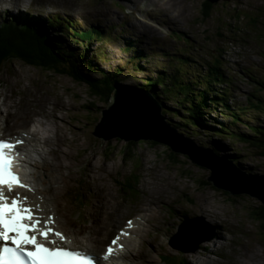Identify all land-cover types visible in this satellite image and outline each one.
<instances>
[{
	"label": "rangeland",
	"instance_id": "rangeland-1",
	"mask_svg": "<svg viewBox=\"0 0 264 264\" xmlns=\"http://www.w3.org/2000/svg\"><path fill=\"white\" fill-rule=\"evenodd\" d=\"M4 1L0 24L6 19L9 21L14 15L33 16L43 21L60 14L67 20L76 21L81 29L100 27L108 32L109 39L105 38L103 42L94 40L87 53L101 54V69L110 72L120 70L124 75L131 71L139 75V78L132 75L123 78L121 85L134 89L128 87L122 90L144 89L154 96L152 90L144 88L143 83L165 69L162 66L168 67L170 72L176 71L173 66L182 63L175 59L177 56L189 57L187 66L194 70L191 75H194V79H201L200 72L204 71L205 61L220 57L225 63V71L235 75L236 87L229 103L248 106V113L240 112L242 118L233 124L232 116L223 115L221 107L218 106L217 110L212 108L213 112L207 115L206 126L195 129V135L193 130H182V136L209 151L214 150L209 144L215 143L221 149L215 152L232 161L241 171L264 174L263 147L259 149L245 143L241 136L234 140L231 136H213L208 133L221 129V123L245 134L250 132L251 125L264 127V112L247 105L248 93L260 95L264 99V89L255 87L247 78L255 76L256 79H264V0L210 2L209 17L203 16L205 0H183L185 6L173 7L165 12L158 9L167 0H157L156 5L136 0L133 3L129 0H15L21 2L18 9L13 6L14 0ZM56 30L49 28L53 36H62ZM62 37L65 46L75 48L70 38ZM128 45L131 48L133 46L131 52L124 50ZM136 52L148 56V62L139 59L137 69L127 62ZM45 56L50 57L47 54ZM157 95H161L162 101L158 100L162 110L174 111L178 108V103L171 97L158 90ZM91 100L95 101L88 94L87 84L77 82L70 73H58L19 59L0 66V124L3 121L8 123L5 132L18 133L22 131L18 126L26 125L23 118L35 117L55 123L59 128L55 138L48 131V137L51 138L47 153L50 165L48 170L44 169L46 177L49 183L52 176L54 180L61 178V171H55L52 160L62 150L64 155L60 157L63 168L69 174L63 175L64 180L62 177L57 187L60 191L54 195L58 197L69 182L70 188L76 184L82 186L71 192L81 197V205L67 201L65 197L63 199L67 201L66 215L69 221V228H64L66 231H75L81 240L83 234L76 231L75 226L93 217L96 208L103 207L97 217L109 209L107 203L116 204L118 211L115 215L122 221L124 217L143 210L144 205L153 198L156 210L152 215V228L145 232L148 236L141 249L144 261L138 259L136 263L165 264L160 255H167L166 264L177 263L182 259L188 264H203L204 258L213 259L218 264H242L246 259L249 264H264V226L253 213L260 207V200L241 194L242 200L238 205L225 202L224 198L230 194L221 189L214 190L212 183L211 186L204 185L210 170L198 169L182 153L179 154L180 163L171 162L166 143L155 144L151 139H141L132 146L126 139L99 138L93 131L101 118L102 108H107L109 104L97 101L96 108L91 110L85 106ZM7 109L19 116L8 117ZM163 116L170 125L179 120L170 119L169 113ZM176 132L181 134L178 128ZM86 187L91 188L90 193ZM185 215H202L215 227L214 237L203 242L195 252H190L187 243L191 242L187 240L177 241L181 249L170 244ZM97 230V225L90 226L89 237Z\"/></svg>",
	"mask_w": 264,
	"mask_h": 264
},
{
	"label": "trees",
	"instance_id": "trees-1",
	"mask_svg": "<svg viewBox=\"0 0 264 264\" xmlns=\"http://www.w3.org/2000/svg\"><path fill=\"white\" fill-rule=\"evenodd\" d=\"M203 16L209 17L211 3L208 0L204 1ZM33 22H36L35 17L28 16ZM22 18L19 15H14L12 19L7 21L9 24L3 22L0 24V66L4 63L14 59H19L27 64L33 66H44L48 67L58 73H70L73 78L77 81H81L87 84L88 94L94 97L95 101H90L87 108L93 110L96 108L97 101H101L103 104H109L113 98L114 91L117 89L126 88L134 89L133 87L123 86L121 82L126 76L132 75L133 77L139 78L137 74L129 71L125 75L120 73V70L108 71L99 67V61H102L101 54L89 55L88 50H91L90 43L94 40L103 42L104 29L89 28L81 29L78 24L72 21V23L64 24L62 26L57 23L50 21L53 28L58 27L61 30L59 32L62 36L70 38L75 44L74 49H69L68 46L64 45V38L62 36H53L42 24L37 23H25L23 20L26 19L28 22L30 19ZM22 19V20H21ZM68 21L67 19H65ZM60 21H62L60 19ZM69 22V21H68ZM76 26V27H75ZM112 37V36H111ZM113 38V37H112ZM131 46V45H129ZM124 47L126 52L131 50V47ZM47 54L50 57H46ZM132 59L127 62L134 65L137 69L139 59L143 58L148 62V56L141 54H135L131 56ZM174 58V57H173ZM181 65L173 66L176 71L170 72L168 67L162 66L165 69L160 70L161 72L155 77H151L146 83H143L144 88L152 90L154 96L162 101L161 95H157L160 91L175 100L178 104V108L174 111L162 110L164 115L169 113L170 119L178 118V121H174L172 126L182 130H193L200 126H206L207 115L213 112L214 108L221 107L220 111L223 115L232 116V123L236 124L240 118H242L240 112L247 114L248 106H242L235 103L233 106L239 105L236 109L228 103V97L233 91L232 88L235 86L234 76L227 73L224 69V61L220 57H215L212 61H205L204 71L200 72L201 79H194V70L188 68L189 57L177 56ZM67 68H66V67ZM130 66V65H129ZM87 67V69L85 68ZM140 70V69H139ZM159 71V70H158ZM246 71V70H245ZM248 81H252L255 87L259 86L264 89V79H256L255 76H248ZM205 80V81H204ZM168 82V83H167ZM167 83V84H166ZM129 87V88H128ZM258 90V89H256ZM245 103H243L244 105ZM253 108H258L260 112H264V99L261 96L248 93L247 105ZM99 109L100 106H97ZM182 125L189 127L183 128ZM210 125L209 127H211ZM249 133H238L237 129L234 130L232 126H228L225 123H221V129L215 130V132L209 131L208 133L213 136H231L234 140H237V136L242 137V141L250 143L252 146H256L259 149H264V127L257 125H251ZM155 144L159 142H154ZM129 145H136V141L128 142ZM211 145V149L220 152L218 145ZM235 145V144H233ZM205 147V146H204ZM133 149H131L132 151ZM169 159L173 163H180L181 153L172 151L169 146ZM127 147H125V153ZM129 151V154L131 153ZM123 152V153H124ZM218 154V153H216ZM219 155V154H218ZM189 158L188 156H186ZM186 162V161H184ZM235 162H239L235 160ZM204 184V183H203ZM204 185H212L211 182L205 180ZM215 188V187H214ZM230 194L229 192H227ZM231 195V194H230ZM253 212V211H252ZM257 218L263 223L264 226V204H260V207L256 210ZM161 259L166 264L167 255H160ZM168 263V262H167ZM173 264H188L185 259L178 260L177 263Z\"/></svg>",
	"mask_w": 264,
	"mask_h": 264
},
{
	"label": "water",
	"instance_id": "water-1",
	"mask_svg": "<svg viewBox=\"0 0 264 264\" xmlns=\"http://www.w3.org/2000/svg\"><path fill=\"white\" fill-rule=\"evenodd\" d=\"M211 3L217 0H208ZM94 135L104 140L113 137L138 141L151 139L166 143L173 152L187 155L198 169H209L207 180L214 190L221 189L231 195L224 198L231 205H238L241 194L257 198L264 204V174H247L226 157L213 150L201 148L176 132L162 114V105L148 91L115 90L110 105L103 110L101 120L96 124ZM177 232L171 238L172 247L181 249L180 239L190 241V252H195L203 242L215 235V227L204 216H183Z\"/></svg>",
	"mask_w": 264,
	"mask_h": 264
},
{
	"label": "snow or ice",
	"instance_id": "snow-or-ice-1",
	"mask_svg": "<svg viewBox=\"0 0 264 264\" xmlns=\"http://www.w3.org/2000/svg\"><path fill=\"white\" fill-rule=\"evenodd\" d=\"M22 143L0 139V264H100L93 254L66 247L71 241L54 228L55 219L37 217L27 206V196L13 194L16 189L32 191L16 171L13 153ZM119 239H113L112 245ZM114 254V247L109 246L102 259L109 261Z\"/></svg>",
	"mask_w": 264,
	"mask_h": 264
},
{
	"label": "bare ground",
	"instance_id": "bare-ground-1",
	"mask_svg": "<svg viewBox=\"0 0 264 264\" xmlns=\"http://www.w3.org/2000/svg\"><path fill=\"white\" fill-rule=\"evenodd\" d=\"M128 1V0H127ZM136 1H138L139 3L140 2H145V3H147V4H150V3H152V4H154V5H156V3H157V0H136ZM129 2L130 3H133V0H129ZM168 2V3H167ZM167 2L165 1V2H162L161 3V5H160V8L158 9L160 12H165V11H167V10H169L170 8H173V7H177V6H185L184 5V2H183V0H167ZM6 3V1H4V0H0V15H1V12H2V10H3V6H4V4ZM164 3V4H163ZM165 3H167V5H165ZM20 5H21V2H17V1H13V6H14V8L15 9H18L19 7H20ZM136 5V4H135ZM133 6V5H132ZM173 13L171 12V15H172ZM179 14V13H178ZM168 15V14H167ZM173 19H175L174 17H173ZM181 19V18H180ZM157 22V21H156ZM45 30L47 31V28L45 27ZM142 31V30H141ZM47 33H48V31H47ZM139 54V53H138ZM9 106V108H12V106H10V105H8ZM104 110V109H103ZM102 110V111H103ZM13 113H15V112H13ZM165 114V113H164ZM3 115V114H2ZM4 118V117H3ZM1 120V119H0ZM56 121V120H55ZM54 121V122H55ZM1 122V121H0ZM59 123V122H58ZM52 127H53V129H55L56 130V134H54L55 136H52L53 138H55V137H57L58 136V133H59V128L56 126V124L54 123V124H52ZM41 130H44V129H40V130H38L36 133H35V135H34V139L35 140H40V136L39 135H41V134H39L40 133V131ZM1 131V130H0ZM46 131V135H41V136H44V138H43V140H42V142H43V144L45 145V146H47L48 147V151L50 150L49 149V142L51 141L50 139H49V137H48V131H51V129H47V130H45ZM51 135V134H50ZM49 135V136H50ZM51 145V144H50ZM59 149H61V148H59ZM62 151V150H61ZM61 151H59V153H58V155H57V157H56V159H53L52 160V162H53V164L55 165L54 166V169H55V171L56 172H58V173H60V171H61V175H60V177L61 178H58L57 180H56V178H55V180L54 179H52L53 178V176L52 177H50V183H48L47 181H48V179H47V177H46V179H45V177H43L42 179H43V182H45V183H47L48 184V186L47 187H45V188H43V189H41V191H40V188L39 187H36L35 186V188H36V190H37V192H36V194L35 195H37V194H39V193H43L44 194V199H43V201H41L38 197H36L37 199H38V201H40L42 204L43 203H46V204H48V201L45 199V197L47 198V199H49V198H52V197H56V195H54V193H56V192H59L60 190L59 189H57V187H58V185L61 183V179H62V177H63V180H64V174L65 175H68L69 173H65V170H64V168H63V166H64V163H63V161H61V155H64ZM48 153V152H47ZM52 164V165H53ZM49 165H50V159H46L45 161H44V164H43V168L44 169H46V170H48L49 169ZM51 165V166H52ZM58 177V176H57ZM31 182L33 181L32 179L30 180ZM66 186V185H65ZM25 190V189H24ZM153 190V189H152ZM169 190V189H168ZM154 191V190H153ZM47 194H49L50 195V197H48L47 196ZM155 195V194H154ZM155 200H153V198L152 199H149V202L148 203H146L145 204V207H144V209L143 210H141L142 211V213L143 214H141L140 216H141V218L145 221L144 222V227H142L141 229H140V226H137L134 230H132V235H131V237H134V236H140V237H143L144 236V234H145V232H148L149 230H148V227H150L151 226V224H152V215H153V211H154V209H155ZM53 206V205H52ZM158 206V205H157ZM156 210V209H155ZM157 212V211H156ZM108 213V209L107 210H104L103 212H102V214H100L99 216H97V217H95V220L98 222L100 219L102 220L103 218H104V215H106ZM65 215H66V213H65ZM64 215V221L66 222V219L65 218H68V215H66L65 216ZM186 216V215H185ZM118 219V218H117ZM117 219H116V221H117ZM182 221H183V218H182ZM181 221V222H182ZM62 222V220H58V227L62 230V231H64V233L66 234V235H68V237H69V239H71V240H76L77 239V237L76 236H74V234L73 233H71V232H69V231H66L62 226H61V223ZM115 223V222H114ZM136 225H137V223H139L138 221H136L135 220V222H134ZM141 223V222H140ZM86 226L88 227V223H86V224H84L83 225V227L81 228V229H79V231L80 230H82V229H84V228H86ZM92 226H96V225H92ZM90 227V226H89ZM89 227L87 228L88 229V231H89ZM109 229H110V226L107 228V231H103L102 232V234L104 235V237L107 235V233L109 232ZM90 235V234H89ZM127 241V240H126ZM96 243H97V241H95L94 242V244H93V247H92V252H97L98 251V246L96 247ZM127 249H129V248H127ZM195 258H196V256H195ZM116 264H121L120 262H116ZM195 264H200V263H196L195 262ZM203 264H218V262L217 261H215V260H213V259H210V258H204V260H203ZM242 264H249V260L248 259H246V260H244L243 262H242Z\"/></svg>",
	"mask_w": 264,
	"mask_h": 264
},
{
	"label": "clouds",
	"instance_id": "clouds-1",
	"mask_svg": "<svg viewBox=\"0 0 264 264\" xmlns=\"http://www.w3.org/2000/svg\"><path fill=\"white\" fill-rule=\"evenodd\" d=\"M26 14H27V13H26ZM31 17H33V16H31ZM22 18L24 19V18H26V17H22ZM28 18H29V17H28ZM35 18H36L37 20H40V19L37 18V17H35ZM29 19H30V20H29L28 22L26 21V19L23 20V22H25V23H31V22H32V23H35V22L32 21L31 18H29ZM21 20H22V19H21ZM49 32H50V31H49ZM51 34H52V33H51ZM134 91H135V90H134ZM109 105H110V103H109ZM109 105H108V106H109ZM105 108H106V107L102 108V110L105 109ZM102 110H101V117H102V114H103V111H102ZM100 120H101V118H100ZM98 122H99V121H98ZM98 122H97V123H98ZM95 126H96V125H95ZM94 129H95V128H94Z\"/></svg>",
	"mask_w": 264,
	"mask_h": 264
}]
</instances>
